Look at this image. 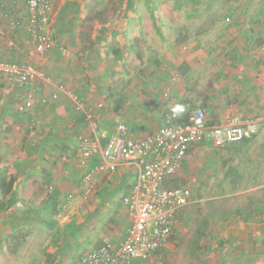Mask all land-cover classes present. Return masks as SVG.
<instances>
[{
  "label": "rangeland",
  "instance_id": "obj_1",
  "mask_svg": "<svg viewBox=\"0 0 264 264\" xmlns=\"http://www.w3.org/2000/svg\"><path fill=\"white\" fill-rule=\"evenodd\" d=\"M17 2L24 15L25 1ZM54 5L50 24L54 44L62 46L64 53H70L71 57H77L78 63H84L81 76L87 86L95 76L92 65L85 64L89 57L84 49L91 48L96 40L103 46V27L117 22V13L123 10L152 13L154 30L151 31L155 38L145 35L143 42L135 47L141 57L136 59L130 54L122 66L113 67L111 76L115 80L121 77L119 68L122 67L128 74L164 73L175 81L181 77L184 63L171 64L170 54L179 52L184 57L196 52L200 32L228 17L237 20L240 15H249L260 33H264V0H55ZM1 15L0 31L4 34L0 35V55L16 62H29L45 74L47 62L41 54L33 59L27 57L28 27L10 29L8 23L13 17L7 15L1 19ZM55 25L59 27L56 32ZM72 25L79 28L77 33ZM72 33L82 44L81 54L71 45L75 40ZM112 43L117 44V39ZM97 74L99 82H103L97 100L101 103L100 110L86 93L82 101L97 116L96 132L106 135L110 132L107 122H117L112 116L107 117L106 109L114 104L112 96L119 94L116 83L109 82L105 74ZM2 77L0 177L12 180L16 192L11 197L0 193V201L7 207L0 210V264H72L82 253L105 241L116 244L129 226L122 196L132 184L133 175L124 181L115 176L116 172L97 176L90 194L80 198L78 181L88 161H81L75 149L74 137L79 133H72L75 136L66 145L44 141L49 131L44 128L37 100L42 105L48 103L49 96L43 93L45 87L38 92L41 85L37 84L33 108L18 112L17 105L24 91L16 87L17 83H8ZM56 78L52 74L51 81L56 83ZM47 89L51 91V83H47ZM10 93L13 98L7 96ZM194 105L189 104L185 111ZM206 115L213 120L221 114L206 112ZM245 116L258 118L259 129L255 135L225 147L198 145L189 151L181 169L167 183L188 186L191 199L164 258L161 263L152 264H264V114ZM34 120H38L35 125ZM90 130L86 126L80 133ZM45 173L51 176L47 178ZM50 192L57 196L58 204L51 216H47L40 205ZM68 224L78 226L70 238L64 236V227ZM243 230H247L246 237L235 236ZM4 245L12 255L5 253Z\"/></svg>",
  "mask_w": 264,
  "mask_h": 264
},
{
  "label": "crops",
  "instance_id": "obj_2",
  "mask_svg": "<svg viewBox=\"0 0 264 264\" xmlns=\"http://www.w3.org/2000/svg\"><path fill=\"white\" fill-rule=\"evenodd\" d=\"M13 1L19 7L13 11L9 9L10 12L1 8L0 11L3 15L0 14L1 19L9 15L11 18L13 17L12 19H17L20 26L27 27L25 7L24 15H22L21 5H18L17 0ZM117 17L119 18L117 22L114 21L103 27V46L96 40L91 48L84 49L85 54L87 53L90 58L87 62L85 59V64L92 65L95 76L93 81H89L88 86L81 76L83 69L81 66L84 63H78L77 57H71L68 52L64 53L62 46L54 44V36L51 47L41 54L47 62V68H44L45 74L42 72V77L35 79L32 86L35 92L36 85L40 84L37 91L40 92L45 87L46 90L43 93L49 96L47 97L49 101L45 105L37 100V108L44 128L49 131L44 141L58 145L63 142L62 145H66L69 144V139L75 136L72 133L77 131V134H82L83 132L80 133V131L86 130V126L89 127L84 115L91 111L86 109L82 100L86 93L90 96L88 98L96 101L98 111L100 110L101 103L97 100L100 97L99 92L102 90L103 82H99L97 79V72L105 74L109 82L116 83L115 88L119 94L112 96L111 101H114V104L112 102L111 108L106 109L107 117L112 116V119L117 120L114 123L107 122L106 126L110 127L109 133L114 131L119 123H124L127 127V135L144 136L156 129L161 123L163 115L171 111L172 107L177 104L186 108L189 104L195 103L194 106L202 107L209 115H220L226 112L238 119H245L247 117L245 115L250 114H264V33H260V29L251 21L249 15H240L237 20L228 17L227 20L211 24L196 38V43H194L199 44L200 42L199 45H196L198 46L196 52H191L184 57L179 52L171 53L169 59L171 64L184 63L181 77L175 78L173 82L171 75L166 76L164 73L145 76L133 75L128 74L122 67L119 68L121 71L119 79L115 80V77L111 76L113 67L122 66L125 60L130 58V54H133L136 59L141 57V52L139 53V49L137 50L135 47L138 42H143L145 35L155 38L154 32L151 31L154 28L152 13L123 10L117 13ZM145 18L149 21L144 20ZM146 23H149L150 26H145ZM0 24L2 25V23ZM74 29L76 33L79 30L78 27H74ZM57 30L59 27L55 25L54 31ZM72 34L75 36V33ZM0 35L2 34L0 33ZM114 38L118 41L115 45L112 43ZM74 39L71 45L75 48L74 50L79 49L80 52L82 44L76 41L77 36ZM174 45L177 46L176 43ZM103 47L104 51H102ZM184 47L181 46V48ZM85 54L82 58L80 57L81 60ZM52 74L57 75L56 83L51 81ZM2 79L6 81L4 77ZM196 80L199 84L196 83ZM47 83H51V91H48ZM16 85L25 93L24 87ZM195 89L201 91L198 93ZM80 91L82 92L81 96L79 95ZM193 91L196 94H193ZM70 95L76 96L79 108ZM7 96L13 98L12 93ZM116 96H119L120 99ZM35 103L36 99L34 105ZM100 118L103 119L102 116ZM99 121L102 123V120L99 119ZM99 129L101 130V128ZM88 133L84 132V134ZM78 135L74 137L76 151ZM96 161L90 159L88 164L92 165ZM114 172L117 173L115 176L122 181L131 179V175L134 179L135 176L134 169L126 164L119 166ZM104 174L106 173H100L98 177ZM44 175L47 178L51 176L49 173ZM12 191L16 192L15 187L12 188ZM235 236L246 237L247 230L238 232ZM3 249L5 253L12 255L7 245H4Z\"/></svg>",
  "mask_w": 264,
  "mask_h": 264
},
{
  "label": "built area",
  "instance_id": "obj_3",
  "mask_svg": "<svg viewBox=\"0 0 264 264\" xmlns=\"http://www.w3.org/2000/svg\"><path fill=\"white\" fill-rule=\"evenodd\" d=\"M24 1L29 30L27 57L33 59L52 45L50 24L55 0ZM0 7L7 12L13 11L15 1L0 0ZM18 27L17 19L9 21L8 28ZM0 75L26 89L17 111L32 109L35 102L32 83L43 73L29 62L10 61L0 55ZM70 97L79 108L76 96ZM84 118L91 130L77 136V153L81 161H97L87 164L80 176V198L90 194L100 173L114 172L126 164L134 169L135 176L122 196L129 218L124 237L116 244L105 241L97 245L72 264L161 263L190 203L188 186L167 184L181 169L189 151L200 144L225 147L239 143L251 138L259 129L258 118L238 119L225 112L209 120L200 106H193L179 115L172 111L165 113L156 129L140 137L127 135L124 123H119L109 134H98L95 116L86 112ZM37 123V120L32 122L33 125Z\"/></svg>",
  "mask_w": 264,
  "mask_h": 264
},
{
  "label": "trees",
  "instance_id": "obj_4",
  "mask_svg": "<svg viewBox=\"0 0 264 264\" xmlns=\"http://www.w3.org/2000/svg\"><path fill=\"white\" fill-rule=\"evenodd\" d=\"M156 30L159 31L158 28H156ZM0 193L5 196V195H9L11 197V195H13V191H12V180L6 181L5 177L1 176L0 177ZM52 192H50V194L43 199V201L41 202L40 205V209L43 211V213H45L47 216H51L52 212H54L56 210L57 204H58V198L56 195H51ZM9 197V198H10ZM6 204L4 201H0V210H5ZM64 229L66 230V233H64V236H68L69 238L72 237L73 235L76 234L77 230H78V226H74V225H67L66 227H64Z\"/></svg>",
  "mask_w": 264,
  "mask_h": 264
},
{
  "label": "clouds",
  "instance_id": "obj_5",
  "mask_svg": "<svg viewBox=\"0 0 264 264\" xmlns=\"http://www.w3.org/2000/svg\"><path fill=\"white\" fill-rule=\"evenodd\" d=\"M171 111L173 112L174 115H179L185 111V108L183 105L177 104L172 107Z\"/></svg>",
  "mask_w": 264,
  "mask_h": 264
}]
</instances>
